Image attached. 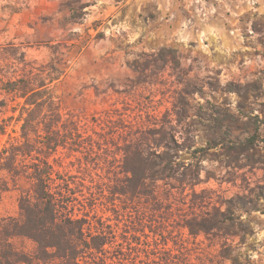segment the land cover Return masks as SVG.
<instances>
[{"label":"rangeland","instance_id":"rangeland-1","mask_svg":"<svg viewBox=\"0 0 264 264\" xmlns=\"http://www.w3.org/2000/svg\"><path fill=\"white\" fill-rule=\"evenodd\" d=\"M71 1L0 0V66L13 77L24 56L57 62L53 94L96 152L60 149L50 158L72 177L75 214L93 231L110 226L109 256L123 244L129 264H264V0H207L228 18L223 38L174 35L178 23L166 22L157 0ZM3 99L0 125L12 115ZM153 129L175 136L184 168L156 189L122 194L126 141ZM19 131L10 123L0 148ZM28 187L11 183L0 218L19 215Z\"/></svg>","mask_w":264,"mask_h":264},{"label":"trees","instance_id":"trees-1","mask_svg":"<svg viewBox=\"0 0 264 264\" xmlns=\"http://www.w3.org/2000/svg\"><path fill=\"white\" fill-rule=\"evenodd\" d=\"M70 11L75 18L76 10ZM22 63L23 73L13 77L0 66L1 107L12 113L2 121L0 135H6L10 123L20 125L19 138L0 148V198L11 183L16 186L24 180L29 186L21 192L19 215L0 218V264H129L123 244H117L109 256L107 246L116 243L110 226L99 223L93 231L87 215L75 214L78 198L72 177L57 171L50 161L60 149L96 153L81 121L64 114L53 94L51 85L62 75L57 62L38 65L24 56ZM250 142L240 147L248 148L245 144ZM180 147L175 136L163 129L127 140L123 148L127 187L122 194L140 195L141 189H156L159 181L175 179L184 168L177 162ZM19 239L31 241L34 251L18 248ZM233 262L239 264L236 258Z\"/></svg>","mask_w":264,"mask_h":264},{"label":"crops","instance_id":"crops-1","mask_svg":"<svg viewBox=\"0 0 264 264\" xmlns=\"http://www.w3.org/2000/svg\"><path fill=\"white\" fill-rule=\"evenodd\" d=\"M158 6L162 9V17L166 22L177 21L178 28H173L174 35L179 37H195L206 34L223 38L226 36V29L222 26L228 18L221 19L220 15L212 14L219 11L221 6H216L213 1L207 0H157ZM218 9L216 10V8ZM220 12V11H219ZM211 14V15H210ZM223 16V15H221ZM213 18V19H212ZM215 25L204 24L203 21H213ZM231 22L233 20L229 18Z\"/></svg>","mask_w":264,"mask_h":264}]
</instances>
